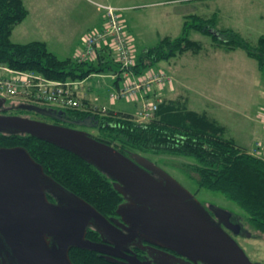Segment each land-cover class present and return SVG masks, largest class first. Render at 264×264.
I'll use <instances>...</instances> for the list:
<instances>
[{"label": "water", "instance_id": "1", "mask_svg": "<svg viewBox=\"0 0 264 264\" xmlns=\"http://www.w3.org/2000/svg\"><path fill=\"white\" fill-rule=\"evenodd\" d=\"M6 103L0 97V110ZM20 107L69 122L61 110L35 104ZM70 122L88 128L99 124L95 116ZM0 133L30 135L94 166L127 198L128 203L117 212L129 225L128 241L118 242L116 228L94 206L48 176L26 148L0 147V248L8 254L0 264H74L69 256L72 248L104 252L86 238L89 227L118 248L141 233L147 242L170 249L193 264H260L253 263L235 240L248 231L232 222L230 211L215 205L205 207L149 158L139 153L125 155L86 131L27 116L0 114ZM50 190L61 194L59 203L48 200ZM139 263L130 258L128 264ZM164 264L175 261L167 259Z\"/></svg>", "mask_w": 264, "mask_h": 264}, {"label": "trees", "instance_id": "2", "mask_svg": "<svg viewBox=\"0 0 264 264\" xmlns=\"http://www.w3.org/2000/svg\"><path fill=\"white\" fill-rule=\"evenodd\" d=\"M27 14L23 0H0V64L11 70L33 72L64 82L82 81L92 74L112 70L120 73L119 66L105 54L93 63H77L71 58L59 59L44 42L13 43L12 31ZM190 31L209 35L216 46L228 51L244 50L257 61L259 70L264 74V35L260 36L254 47L236 31L218 29L216 16L205 19L198 15L186 17L181 36L165 37L158 45L139 53L134 71L141 73L186 51L194 54L200 52L202 45L189 38ZM114 66L117 70H114ZM39 106L61 110L67 118L77 121L95 116L99 121L95 129L99 133L94 137L125 155L139 153L145 157L168 155L193 158L194 163L183 164L182 170L196 177L199 188L220 193L234 202L247 214L250 223L264 234V161L227 138L225 128L207 114L190 110L186 100L162 99L154 117L145 122H137L132 114L114 113L111 110L107 114H100ZM44 119L56 123L50 117L45 116ZM16 146L26 148L47 174L97 210L115 209L117 201L114 192H111V180L91 164L30 135L0 133V147ZM76 264L108 263L96 260L90 251L76 249Z\"/></svg>", "mask_w": 264, "mask_h": 264}, {"label": "rangeland", "instance_id": "3", "mask_svg": "<svg viewBox=\"0 0 264 264\" xmlns=\"http://www.w3.org/2000/svg\"><path fill=\"white\" fill-rule=\"evenodd\" d=\"M74 2L73 5L80 6L82 15L86 13L89 19L79 20L81 27L86 26L85 21L88 23L91 21L90 17L100 15L101 18L102 14L97 11L93 2L107 3L116 7L134 5L133 9L124 12V16L132 28L139 53L158 45L164 36L172 38L181 36L184 9L187 15L196 14L203 18L211 17L214 12L221 11L220 28L234 29L254 47L257 46L260 36L264 35V0H176L157 6L145 5L144 0H79V3L75 0ZM204 5H207L210 11L201 9ZM74 10L76 11V8ZM179 11L182 12L178 13ZM74 18L75 23L68 31L69 38L76 36V16ZM189 38L202 45L200 52L193 54L191 51H186L169 61L159 63L160 66L172 74H177L179 78L181 76L185 78V91L182 95L187 98V105L191 110L205 113L217 121L225 128L227 138L233 139L237 145L250 152L264 137L261 120V115L264 114V74L259 70L257 61L248 57L242 49L224 50L217 47L209 35L201 32L190 31ZM114 70H117L116 66ZM99 92L102 93L101 89ZM111 92L102 93L100 100L102 104L116 110L125 107L132 112L135 104H129L125 100L113 102L109 97ZM6 100L7 103L14 105L27 103L20 98ZM104 108L107 113L110 111L106 106ZM137 110L136 108V112ZM106 112L100 114H107ZM27 117L41 120V117L35 114ZM83 131L93 136L99 133L95 128H85ZM146 157L176 179L206 207L219 206L237 217L248 231V235L235 236V240L253 263L264 264V234L250 223L247 214L234 202L220 193L199 188L196 177L182 170L183 164L194 163L193 158L168 155Z\"/></svg>", "mask_w": 264, "mask_h": 264}, {"label": "built area", "instance_id": "4", "mask_svg": "<svg viewBox=\"0 0 264 264\" xmlns=\"http://www.w3.org/2000/svg\"><path fill=\"white\" fill-rule=\"evenodd\" d=\"M93 3L103 12V26L86 34L74 61L93 63L98 61L103 52L110 53L113 61L119 66L121 78V87L111 93L110 98L114 101L137 103L138 110L134 119L138 122L149 121L164 99L162 90L165 87H172L173 78L166 71L153 67L136 73L134 69L138 56L132 34L123 18V9ZM3 71L9 75H4ZM77 85L78 81L51 80L33 72L10 70L0 65L1 98H20L27 103L59 109H79L95 113L107 111L104 107H92L77 97ZM154 90H158L159 93H155ZM261 120L264 127V114L261 115ZM249 153L264 161V137Z\"/></svg>", "mask_w": 264, "mask_h": 264}, {"label": "crops", "instance_id": "5", "mask_svg": "<svg viewBox=\"0 0 264 264\" xmlns=\"http://www.w3.org/2000/svg\"><path fill=\"white\" fill-rule=\"evenodd\" d=\"M74 1L73 0H23L24 6L27 9L28 14L22 22H20L14 27L11 35L12 42L16 44H26L33 41L44 42L47 45L49 51L55 54L59 59L71 58L74 60L77 52L82 46V41L83 38L86 36V34L91 30L101 29L103 26V12L96 7L97 11L101 12L102 14L101 18L100 15L99 16L96 15L95 17H90L91 21L89 23L85 21L84 24L86 26L81 27V23L78 21L82 19L85 20H89V19L88 17H86V13H83L84 16L82 15V9L80 8V6L73 5L75 3ZM144 1H146L145 5L157 6L163 3L176 1V0H144ZM76 2L79 3V0H76ZM95 3H99V2H95ZM100 4H107V3H100ZM134 7H135L134 5L117 7L123 9L122 12L123 18L125 19L126 26L128 30L131 32V34H132L131 31L132 28H130L127 18L124 16V12L133 9ZM74 8H76V11L74 10ZM201 9L205 11H210L207 5H204ZM180 12L182 11H179L178 13ZM186 13H187L186 9H184L182 13V16L184 17V21L187 16H190L187 15ZM74 16H76V36L74 37L73 35L72 38H69L68 31L75 23ZM213 16L217 17L218 29H228V28H220L219 26V22L221 19V11L214 12L211 17ZM209 18L210 17L208 18L206 17L205 19H209ZM132 37H133V43L136 47V44L134 42L135 38L133 34ZM165 37H170V36H164L161 38V40ZM217 47H221V46H217ZM231 51H235V50H231ZM136 52H137V56H139V50L136 49ZM102 54H105V56H109L110 58L108 59H113V56L106 51L103 52ZM159 63L152 67L154 69H162L166 71L173 78L172 87L171 88L165 87L162 90V96L168 99H177V98L184 99L186 100V104H188L187 98H185L184 95H182L185 91V78H183L182 76L179 78L177 74H172L169 70H166L165 68L160 66ZM2 73L6 76L9 75V73L5 71H3ZM99 87L102 93H106L107 91L109 92L112 91L111 93H113L114 91L118 90L121 87V78L119 77V74L113 72V70L103 74H92L87 79L78 81L76 95L77 97L87 101V103H89L93 107L106 106L109 110L114 111L115 113H127L132 115L136 112V108H138L136 107L138 106L137 103L135 104L129 101H127L129 104L132 105L135 104L133 105L134 109L132 110V112L127 110L125 107L116 110L110 108L106 104H102L100 100L103 94L99 92L100 91ZM154 91L157 94L159 93L158 90H154ZM112 101L114 102V100ZM116 101L120 102L121 100H115V102Z\"/></svg>", "mask_w": 264, "mask_h": 264}, {"label": "flooded vegetation", "instance_id": "6", "mask_svg": "<svg viewBox=\"0 0 264 264\" xmlns=\"http://www.w3.org/2000/svg\"><path fill=\"white\" fill-rule=\"evenodd\" d=\"M21 104H31V103H21ZM21 104L14 105V104L6 103V105L0 110V114L20 115V116H29L31 114L32 115L35 114L41 117L42 121H45L44 119L45 116L38 115L34 111H28V110L22 109L20 107ZM65 119L68 120L69 122L58 121L55 119H54V122H56L55 124L72 127V128L82 130V131L85 128H88V127L78 126V125L71 123L70 121H77V120H72L70 118H67L66 115H65ZM49 123H52V122H49ZM89 128H92V127H89ZM47 175L53 178L51 175L49 174ZM58 183L62 187H64L69 193L75 194V192L71 191L69 188H67L60 182ZM111 188L113 190V191L111 190V192H114L115 194L114 196L115 201H117L115 209L113 211L109 209H105L103 211L98 210V211L116 228L115 230H117L118 232L117 236L119 237L116 240L118 242L121 241V243H124L128 241L126 236L129 234V229H128L129 225L126 223L123 217L118 214L117 210L119 207L127 204L128 200L115 189L114 183L112 180H111ZM60 195L61 194L58 191L50 190L47 192L48 200L54 204L59 203V200H60L59 197H61ZM210 206L211 205L207 206V208H210ZM211 213L212 215H214L212 211ZM231 220L233 223L240 224L244 228V226L241 224L239 219L235 217L234 215L232 216ZM86 238L90 240L91 242L96 243L97 245H100L101 248L104 250V252L90 251L93 254V257L96 258V260L100 262H104L108 264H128L130 258L138 259L140 262L139 264H164L167 259L175 261V264H193L191 261L188 260V258L182 257L170 249L163 248L158 245L147 242L144 239V236L141 235V233H139V235L135 239H133L131 243L129 242L125 243L124 246H122L123 248H118L115 246V244L107 243L106 240H108V238L102 233H100L94 227H89L87 229ZM76 249H77L76 247L72 248L69 253L70 259L73 258L74 260V261L71 260L74 264H76ZM80 250H84V249H80ZM11 256L12 254L10 255V257ZM2 257H8L7 250L4 248H0V260H2L1 259ZM197 264H201V263H197Z\"/></svg>", "mask_w": 264, "mask_h": 264}]
</instances>
